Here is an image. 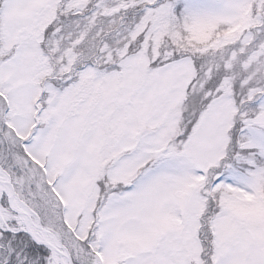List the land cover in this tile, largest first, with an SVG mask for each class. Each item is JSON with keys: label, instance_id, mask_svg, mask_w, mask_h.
<instances>
[{"label": "snow or ice", "instance_id": "6c2138e0", "mask_svg": "<svg viewBox=\"0 0 264 264\" xmlns=\"http://www.w3.org/2000/svg\"><path fill=\"white\" fill-rule=\"evenodd\" d=\"M0 264H264V0H0Z\"/></svg>", "mask_w": 264, "mask_h": 264}]
</instances>
